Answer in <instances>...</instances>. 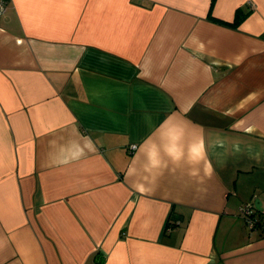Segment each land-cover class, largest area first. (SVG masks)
I'll list each match as a JSON object with an SVG mask.
<instances>
[{"label":"crops","instance_id":"1","mask_svg":"<svg viewBox=\"0 0 264 264\" xmlns=\"http://www.w3.org/2000/svg\"><path fill=\"white\" fill-rule=\"evenodd\" d=\"M0 264H264V0H7Z\"/></svg>","mask_w":264,"mask_h":264},{"label":"clouds","instance_id":"2","mask_svg":"<svg viewBox=\"0 0 264 264\" xmlns=\"http://www.w3.org/2000/svg\"><path fill=\"white\" fill-rule=\"evenodd\" d=\"M202 47V46H201ZM85 143L83 146L77 145L76 150L71 153V155H61L59 157H52V163L55 165H68L72 162L81 159L82 157L86 156L87 153L85 152V149H87V152H95L97 151L95 143L92 141L91 137H84ZM178 139V138H177ZM55 145L53 143L52 147ZM64 152V148L61 147V153ZM167 156L172 161H179L183 158V152L178 149H168L167 150ZM206 159V152L204 148V144L201 141L200 143L193 145L189 150V160L192 164H199L201 161H204ZM149 164L153 168H158L161 166L162 161L158 158H153L151 155L148 157ZM210 168V164L208 165ZM195 174V173H193ZM142 190V189H141Z\"/></svg>","mask_w":264,"mask_h":264},{"label":"built area","instance_id":"3","mask_svg":"<svg viewBox=\"0 0 264 264\" xmlns=\"http://www.w3.org/2000/svg\"><path fill=\"white\" fill-rule=\"evenodd\" d=\"M6 3L7 0H0V15L4 12ZM136 147V144L129 145L130 150H135ZM254 209V205L251 202H246L240 207V213L244 220V224L249 230L254 229L256 224V214L254 212Z\"/></svg>","mask_w":264,"mask_h":264},{"label":"trees","instance_id":"4","mask_svg":"<svg viewBox=\"0 0 264 264\" xmlns=\"http://www.w3.org/2000/svg\"><path fill=\"white\" fill-rule=\"evenodd\" d=\"M247 13L248 12L247 11H244L242 8L236 9V11L234 13V18L230 22L229 21H222V20L216 19L215 17H213L211 15V12H209V15L208 16H209V18L211 20H213L215 22H218V23H221V24H224V25H229V26H234L235 27L236 25H238L240 23V21L246 16ZM255 223L256 224H255L254 229L257 228V227H259L260 224H261V220L259 219V216H257V215H256V222ZM172 225H174V224H172Z\"/></svg>","mask_w":264,"mask_h":264}]
</instances>
